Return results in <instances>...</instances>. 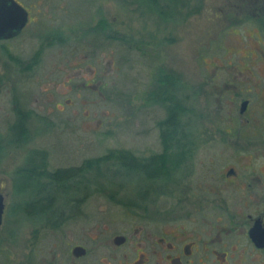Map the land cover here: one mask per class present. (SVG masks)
Here are the masks:
<instances>
[{
  "label": "rangeland",
  "instance_id": "obj_1",
  "mask_svg": "<svg viewBox=\"0 0 264 264\" xmlns=\"http://www.w3.org/2000/svg\"><path fill=\"white\" fill-rule=\"evenodd\" d=\"M18 1L29 12L27 23L19 34L0 40V192L5 197L0 264H22L36 247L41 249L36 264H52V255L56 264H71L73 244L91 247L94 238L110 239L134 223L117 221L124 214L119 199L127 203L136 193L125 177L104 193H88L79 184L54 189L57 219L85 213L56 227L45 215L33 218L18 209L32 189L30 195L16 194L14 176L17 169L30 168L41 152L50 171L108 149H130L137 156L159 153L158 120L166 112L149 95L158 87V74L178 81L161 88L186 108L181 120L192 124L202 140L184 170L258 162L264 143H255L251 135L264 126V109L261 105L257 114L254 108L257 115L251 109L239 112L240 102L255 94L246 92L250 81L264 84V64L247 46H252L256 24L238 22L246 2L158 0V13L147 0ZM57 29L64 42L45 47L32 68L24 70L13 61L15 55L29 58L41 43L39 34ZM111 33L118 37L106 36ZM250 61L252 77L239 73ZM256 90L257 100L262 99L263 92ZM102 181L96 173L90 185ZM177 198L169 197L167 204L173 207ZM93 259L89 255L81 261Z\"/></svg>",
  "mask_w": 264,
  "mask_h": 264
},
{
  "label": "flooded vegetation",
  "instance_id": "obj_2",
  "mask_svg": "<svg viewBox=\"0 0 264 264\" xmlns=\"http://www.w3.org/2000/svg\"><path fill=\"white\" fill-rule=\"evenodd\" d=\"M236 1L246 2V13L241 15L238 22L256 24L253 26L252 46L247 44L249 53L252 52L264 64V11L260 12L261 8L264 9V3L258 7L260 0ZM249 5L254 6L251 8ZM23 8L27 11L26 6ZM251 63L238 72L252 77ZM256 87L263 92L260 100H257ZM246 92L255 94L243 99L246 100L243 112L251 109L254 115L253 110L256 108V113L262 114L264 84L258 86L255 80L250 81ZM251 104L252 108L249 106ZM251 137L256 140L255 143H264V126H259ZM259 153L256 164L232 166L226 163L223 168H208L198 172L184 170L188 163L195 160L194 154L188 153L178 157L180 163L173 174L165 176L160 173L134 178L137 179L133 182L136 193L127 195V203L119 199L122 206L119 210L124 214L117 219L119 222L125 221L123 223L133 220L134 223L122 227L110 239L102 236L99 240L94 238L90 242L91 247L80 242L73 244L70 248V263L264 264V151ZM168 178H174L171 181L177 187H168L172 185L167 182ZM173 195H177L178 202L170 207L167 202ZM80 215L85 216V213L69 214L63 218L73 221ZM57 217L51 221L53 226L59 227L66 223ZM78 246L80 248L73 252V248ZM40 252L38 247L27 251L22 264H36L35 257ZM89 255H94V259L81 261ZM51 257L48 260L56 264L57 256Z\"/></svg>",
  "mask_w": 264,
  "mask_h": 264
},
{
  "label": "trees",
  "instance_id": "obj_3",
  "mask_svg": "<svg viewBox=\"0 0 264 264\" xmlns=\"http://www.w3.org/2000/svg\"><path fill=\"white\" fill-rule=\"evenodd\" d=\"M147 1L156 12H162L158 5V0ZM100 27H103V25ZM39 35L41 43L36 52L29 58L22 60L16 55L11 56L13 61L24 70L36 65L45 47L58 44V42H64L62 32L58 29L46 32L45 35H42V33ZM106 36L109 38L118 37L112 33L110 35L106 34ZM170 77V75L164 77L158 74L156 77L158 87L155 92L152 90L149 93L150 96H154L153 101L163 105L162 107L166 112L165 116L158 120L160 142L162 144V149L159 153H150L149 156H137L130 149H108L105 153L96 155L95 157H86L78 165L56 167L50 171L45 166V152H41L37 156L38 160H35L32 164L30 163V168L21 169L20 171L17 169L15 171V193L30 195L28 189L30 187L32 189L30 197L28 196L17 203L18 209L25 215L33 218L34 216L41 218L39 216L44 217L45 215L46 219L51 222L55 218L52 209H54V202L56 200L51 194L54 189L67 191L74 185L77 186L79 184L80 188L85 189V191L87 190L88 193L92 191L94 193H104L103 189L117 184L115 181L120 176L129 179L131 184L137 181L134 178L138 179L145 175L150 176L161 173L168 176L180 163L179 156H185L188 153L189 155L195 154L194 152L202 141L198 140L200 138L198 136L199 133L195 132L192 124L181 120L183 114L187 113L186 108L182 106L170 90L161 88L162 85L167 84V81H173ZM177 82L173 81V85L177 84ZM20 131L24 132L25 130L21 127ZM160 161L162 163L159 165ZM96 173L98 176H101L103 181L96 183L95 187H93L90 185V179L91 177H96ZM120 184L122 187L123 183Z\"/></svg>",
  "mask_w": 264,
  "mask_h": 264
},
{
  "label": "water",
  "instance_id": "obj_4",
  "mask_svg": "<svg viewBox=\"0 0 264 264\" xmlns=\"http://www.w3.org/2000/svg\"><path fill=\"white\" fill-rule=\"evenodd\" d=\"M28 11L17 0H0V40L12 38L25 27ZM246 100L240 104V112L245 109ZM4 194L0 192V226L3 219ZM118 237L115 238L117 240ZM80 246L73 248L76 252Z\"/></svg>",
  "mask_w": 264,
  "mask_h": 264
}]
</instances>
